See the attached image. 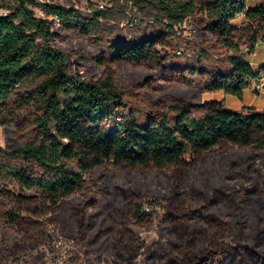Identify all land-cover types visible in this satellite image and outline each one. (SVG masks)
Segmentation results:
<instances>
[{
  "label": "trees",
  "instance_id": "1",
  "mask_svg": "<svg viewBox=\"0 0 264 264\" xmlns=\"http://www.w3.org/2000/svg\"><path fill=\"white\" fill-rule=\"evenodd\" d=\"M125 1L154 4L164 27H153L151 37L133 43L118 37L110 41L108 50L95 56L101 68L97 79L72 70L68 54L54 44L60 32L49 15H57L69 32L97 36L104 9L84 12L75 5L13 0L0 14V127H10L20 139L11 150L0 145V177L37 191L16 192L0 181V223L21 234L13 261L52 242L50 226L58 223L60 200L81 193L75 209L77 238L85 242L95 226L91 210H107L114 225L100 228L85 243L114 229L112 264H264V208L249 237L246 189L208 191L210 174L227 168L253 171L257 153L264 150V110L247 105L235 110L221 99L198 97H173L168 104L147 78L142 83L152 108L140 118L116 81L117 70L146 66L181 83L188 82L187 74H198L205 89L241 96L264 79V64L255 69L239 47L245 41L254 51L264 37V0ZM251 1L255 4L249 6ZM189 17L230 50L224 68L181 67L161 55L160 47L171 45L170 28ZM233 147L250 153L241 162L229 161ZM106 160L117 180L116 199L102 207L85 184L86 176ZM207 165L211 172L204 171ZM150 170L167 194L152 199L156 209L146 211L145 196L133 185ZM188 198H201L203 204L191 207ZM131 224L148 230L161 225L168 236L147 243Z\"/></svg>",
  "mask_w": 264,
  "mask_h": 264
},
{
  "label": "rangeland",
  "instance_id": "2",
  "mask_svg": "<svg viewBox=\"0 0 264 264\" xmlns=\"http://www.w3.org/2000/svg\"><path fill=\"white\" fill-rule=\"evenodd\" d=\"M50 1L65 5H75L84 12L102 8L106 12L102 17V29L97 36L93 34L76 35L55 23V29L60 34L55 37L54 44L64 50L69 57L73 71H79L86 79H97L101 74V68L95 56L100 50H108L110 41L120 38L125 43H133L153 35L152 28L162 26L158 17V9L154 4H136L125 0H108L104 7H100L101 0H39ZM6 3L13 4V0H0V14L8 12ZM255 1L249 2V6ZM37 14H40L38 6H32ZM165 22V20H163ZM240 25L244 22L237 20ZM164 27V26H162ZM168 29V28H166ZM169 47H160L161 55H169L170 62L174 65L186 67L188 64H202L207 68H224L227 65V53L229 49L217 45V43L199 26L192 17L183 23L175 24L170 28ZM240 50L247 59L256 67L260 57H264V37L258 38L254 51H250V44L242 42ZM117 84L125 93L128 107L143 118L152 108L150 93L144 88V80L151 78L157 96L170 103L173 97L193 99L198 97L205 99H221L225 105L235 110L242 109V98L236 94L225 93L223 90H207L204 88V78L198 74H187V83L169 81L161 77L159 71L146 66L129 67L117 70ZM141 84V85H140ZM264 91L256 92L257 94ZM20 143L19 137L10 127H0V145L6 149H14ZM250 153L249 150L233 147L228 155L229 161H243ZM205 172H211L212 166L207 165ZM0 181L10 189L24 193L35 194L34 189L24 188L16 181L0 177ZM209 192L212 188L226 190L233 193L244 188L247 191L249 203L244 210V221L247 225V234L251 237L257 225V216L264 208V150L257 153L252 172H242L240 168H227L219 173L210 174L208 178ZM117 180L113 175V165L105 161L86 176L85 191L94 195L102 207L108 205L114 198L113 186ZM131 184L126 185V187ZM145 196L144 203H149L152 209L155 205L150 201L163 199L167 194V188L161 183L160 177L154 170L148 171L144 177L138 178L133 185ZM81 193L60 200L58 206V223L50 226L54 240L38 250L28 252L19 263H15L14 246L21 238V234L13 227L0 223V264H112L111 245L115 237L114 229L99 237L96 242L85 243L91 240L100 228L114 225L107 210H91L94 213L95 226L90 230L85 242L77 238L76 206L81 199ZM117 201V200H115ZM187 204L191 207H200L203 204L201 198H188ZM118 205V203H116ZM144 205V204H143ZM135 232L147 243L163 240L168 236L167 230L156 225L152 229H146L137 224H131ZM139 262L144 261V255L138 257Z\"/></svg>",
  "mask_w": 264,
  "mask_h": 264
},
{
  "label": "crops",
  "instance_id": "3",
  "mask_svg": "<svg viewBox=\"0 0 264 264\" xmlns=\"http://www.w3.org/2000/svg\"><path fill=\"white\" fill-rule=\"evenodd\" d=\"M252 66L255 69H258L262 64H264V57H260L258 65L255 67L251 62ZM264 91V79L260 83H254L250 87H247L242 95V105L252 106L259 110H264V98L256 99V92ZM238 110V109H237Z\"/></svg>",
  "mask_w": 264,
  "mask_h": 264
},
{
  "label": "built area",
  "instance_id": "4",
  "mask_svg": "<svg viewBox=\"0 0 264 264\" xmlns=\"http://www.w3.org/2000/svg\"><path fill=\"white\" fill-rule=\"evenodd\" d=\"M107 1L108 0H101L100 3H99L100 7H104L105 4L107 3ZM128 2H131V1H128ZM39 12H40V14H38V15L45 16V13L43 12V10L41 8H40ZM49 17L51 19H54L55 23L59 24L60 20H59V17L57 15L51 14V15H49ZM257 97L260 99L262 97V94L258 93ZM144 209L146 211H152L153 210L152 206L149 203H145L144 204Z\"/></svg>",
  "mask_w": 264,
  "mask_h": 264
}]
</instances>
